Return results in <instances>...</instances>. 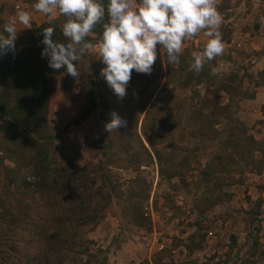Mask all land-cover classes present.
<instances>
[{
	"label": "rangeland",
	"instance_id": "obj_1",
	"mask_svg": "<svg viewBox=\"0 0 264 264\" xmlns=\"http://www.w3.org/2000/svg\"><path fill=\"white\" fill-rule=\"evenodd\" d=\"M57 2L74 50L44 130L0 112V264H264V0H125L113 37ZM25 29L0 16V46Z\"/></svg>",
	"mask_w": 264,
	"mask_h": 264
},
{
	"label": "trees",
	"instance_id": "obj_2",
	"mask_svg": "<svg viewBox=\"0 0 264 264\" xmlns=\"http://www.w3.org/2000/svg\"><path fill=\"white\" fill-rule=\"evenodd\" d=\"M64 2L66 4L61 13L68 11L74 14L75 22L82 31L104 37L116 36L120 31V14L110 11L117 3L124 5L125 0ZM111 17H114L113 21ZM34 26L33 30H23V38L17 42L0 46V112L6 118L1 129L13 138L28 136V131L32 133L30 138L41 135L46 126L47 101L55 91V75L66 70L74 50L64 30L57 24L46 20ZM11 36L14 39L15 36ZM86 37L92 38L89 35ZM77 173L78 170H64L56 177H49L40 168L37 170V174L42 175L43 184L40 187L46 196L66 195L69 191L77 190L79 187L74 182ZM87 197L80 199L71 196L69 212H61L60 217L71 220L80 207L81 213H84V204L87 203L84 200Z\"/></svg>",
	"mask_w": 264,
	"mask_h": 264
},
{
	"label": "crops",
	"instance_id": "obj_3",
	"mask_svg": "<svg viewBox=\"0 0 264 264\" xmlns=\"http://www.w3.org/2000/svg\"><path fill=\"white\" fill-rule=\"evenodd\" d=\"M58 11L57 0H0V16L18 29L40 24Z\"/></svg>",
	"mask_w": 264,
	"mask_h": 264
}]
</instances>
